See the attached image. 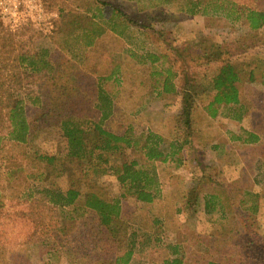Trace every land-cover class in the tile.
Returning <instances> with one entry per match:
<instances>
[{"label":"rangeland","instance_id":"rangeland-1","mask_svg":"<svg viewBox=\"0 0 264 264\" xmlns=\"http://www.w3.org/2000/svg\"><path fill=\"white\" fill-rule=\"evenodd\" d=\"M107 1L106 17L115 7L139 22L152 23L153 31L148 27L147 34L139 35L135 25L125 30L123 38L103 34L102 57L84 47L87 32L78 27L81 24L93 28L90 17L97 13V0H41L40 12L25 9L10 17L0 12V137L6 136L3 142L0 140V264H90L100 260V252L97 256L89 249L78 250V241L67 236L66 231L58 234L56 212L37 190L40 182L35 177L44 170L39 152L58 150L60 128L43 126L42 120H36L40 114L28 110L33 129L27 140H8L10 105L39 94L35 77L25 73L27 64L21 61L22 55L31 54L32 49H57L58 59L64 63L60 69L65 73L83 64L91 66L101 58L106 59V67L110 60L114 73L109 79L86 68L90 82L95 86L97 83L116 102V112L105 122V128L121 133L134 126L137 135L151 130L163 134L167 141L175 126L176 100L174 95L161 94L162 79L156 73L166 70L168 61L142 64V53L152 49L167 54L169 60L175 61L174 69L183 68L185 72H181L178 82L190 77L196 84L204 74L212 75L222 58H231L242 77L240 98L246 107L245 117L238 122L224 114L211 117L201 111L194 116L197 140L183 155L182 163H149L157 169L163 189L153 203L126 199L123 204L127 240L130 237L136 243L129 264H163L170 253L164 245L176 242L184 251V255L179 253L184 264H208L210 260L264 264V26L252 30L245 22L232 21L223 14H204L202 9L209 6V0H191L202 2L197 14L181 10L186 0ZM237 1L243 7L264 10V0ZM96 23L99 25L100 19ZM162 27L177 35L178 45L190 50L181 56L166 49L157 33ZM216 50L220 53L218 61L202 64L207 59L201 53H217ZM125 64L135 76L124 75L121 66ZM137 66L143 67L142 71ZM244 131L254 132L259 141L246 143L234 137L245 136ZM164 146L168 148L167 143ZM126 156L140 158L132 149L126 150ZM196 184L219 194L221 206L213 214L205 216L202 206H189L181 200L185 195L189 198L187 192ZM99 186L108 199L117 198L122 191L114 174L101 176ZM28 187L35 188L30 196H26ZM246 192L257 196L245 195ZM252 200L260 210L247 215L253 212L240 206L249 207ZM239 237L247 240L246 245L255 241L250 252L243 253ZM69 238L72 239L67 242ZM123 240L126 245V237ZM256 243L263 249L256 251ZM118 249L123 253L126 247Z\"/></svg>","mask_w":264,"mask_h":264},{"label":"trees","instance_id":"trees-1","mask_svg":"<svg viewBox=\"0 0 264 264\" xmlns=\"http://www.w3.org/2000/svg\"><path fill=\"white\" fill-rule=\"evenodd\" d=\"M209 1L211 2L209 6L212 7L203 8L204 14H223L232 21L245 22L252 30L264 26V10L243 7L237 0ZM97 3V13L90 17V25L93 28L78 25L87 32L83 38L84 47L88 50L92 49L97 56L102 57L100 42L101 36L105 33L108 36L112 34L117 38H123L126 36L125 30L135 25L139 28L135 29L139 35L147 34L145 29L148 27L153 31L150 26L152 23L148 25L139 22L115 7L111 9L110 16L106 17L105 11L109 1L97 0ZM185 4L181 6V10L197 14L201 10L202 2L186 0ZM98 19H100L99 25L96 23ZM156 20L160 21L158 17ZM157 33L166 49L181 56L188 52V49L190 50L188 46L178 45L177 35H172L164 27ZM58 55L57 49L53 52L47 49L36 52L32 49L31 54L24 57L22 55V63L27 64L25 73L35 77L33 82L36 83L39 94L30 96L28 100L18 99L10 105L8 118L11 130L8 133V140L19 142L27 140L33 129L28 110L40 114L41 117L38 116L36 120H42L43 126L47 124L60 128L61 146L56 151L39 152L38 157L44 164V170L38 172L35 177L40 182V187H37L38 192L47 198L48 204L56 212L55 222L60 225L58 234L66 231L67 236L78 241V250L84 249L87 252L89 249L90 253L94 252L96 255L100 252V260L97 263L92 260L90 264H129L136 251V243L134 239L130 240V237L127 240L124 202L126 199H133L137 202L153 203L161 196L162 182L157 169L149 163L175 160L179 164L182 163L183 155L186 156L185 152L194 147L198 137L194 118L197 113L206 111L211 117L224 114L238 122L243 120L246 107L240 98L242 77L231 58H222L215 72L209 77L204 74L199 84L191 82L190 77L184 82L180 80L181 85L174 91L175 126L172 136L167 141L163 134L151 130H142L141 134L137 135L134 126H128L121 133L105 128V122L116 112V102L113 96L102 91L97 83L96 88L95 82H90V73L86 68L91 67L92 74L107 75L109 79L114 73V66L111 67L110 60L106 67L104 65L106 59L101 58L91 66L83 64L65 73L60 69L64 63L58 59ZM219 55L218 51L209 54L203 52L201 57H206L207 62L206 60L201 62L209 64L218 61ZM167 59V54L151 49L142 53L140 63L145 64L148 61L154 65L158 61H168V67L172 68L173 72L169 68L164 72L167 73L164 90L170 91L172 85L169 78H172V73L174 77L178 75L180 77L184 70L178 67L174 69L175 61ZM72 66L73 64L70 65ZM142 69L143 67L139 68L141 71ZM121 71L125 76L134 75V71L126 64L121 66ZM158 73L162 74V72ZM158 73L156 75L161 76ZM151 75L155 76V72ZM94 96L96 97L93 98ZM244 132L245 136L234 135V137L246 143L259 141V137L254 132ZM3 139H6L5 135L0 137L1 142ZM166 143L168 148L164 146ZM127 149L137 152L140 158H128ZM107 174H114L120 183L122 191L117 198L108 199L101 193L99 178ZM34 190V187H28L26 196L32 195ZM187 193L189 198H185V195L181 199L183 203L189 206H202L205 216L213 214L216 208L221 206L219 194L197 187V184ZM246 194L257 196L249 192ZM243 201L244 199L241 200ZM240 207L245 211L248 209L253 212L247 215L255 214L260 210L254 200L251 206ZM219 210L224 211L222 207H219ZM81 235L84 239L80 237ZM234 236L238 237V235ZM124 237L127 240L126 245ZM72 238L67 239V242ZM244 241L240 240L243 253L250 252V245L255 241L250 240V245H246L247 240ZM122 246H125L126 250L119 253L118 248ZM262 246L256 243V251L263 249ZM164 248L170 253L163 260V264L185 263L184 251L179 242L165 244ZM180 252L183 253L182 256L179 255ZM208 264L223 263L210 260Z\"/></svg>","mask_w":264,"mask_h":264},{"label":"built area","instance_id":"built-area-1","mask_svg":"<svg viewBox=\"0 0 264 264\" xmlns=\"http://www.w3.org/2000/svg\"><path fill=\"white\" fill-rule=\"evenodd\" d=\"M25 9L42 11L41 0H0V12L5 17L17 15Z\"/></svg>","mask_w":264,"mask_h":264},{"label":"crops","instance_id":"crops-1","mask_svg":"<svg viewBox=\"0 0 264 264\" xmlns=\"http://www.w3.org/2000/svg\"><path fill=\"white\" fill-rule=\"evenodd\" d=\"M134 62H136V61H134ZM141 65H139V67H140ZM138 67V66H137ZM138 67V68H139ZM169 68V67H168ZM169 69H172V68H169ZM167 70V69H166ZM166 70H164V71H161L162 72V74L161 73H158V74H161V76H159V78H161L162 79V81H160L161 83H162V85H161V87H160V89H159V91L161 90V94L162 95H175L174 94V91H175V89L177 88H179V82H178V80H179V75L178 76H173V74L174 73H172V78L170 77L169 78V81L171 82V85H172V87H171V90L170 91H165L164 90V80H165V78L167 77V73H164ZM172 72H173V69H172ZM171 79V80H170ZM170 85V84H169Z\"/></svg>","mask_w":264,"mask_h":264}]
</instances>
